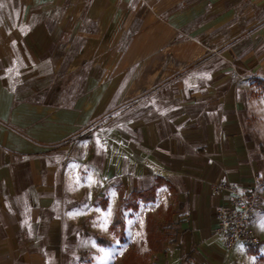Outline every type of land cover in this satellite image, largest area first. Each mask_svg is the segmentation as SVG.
<instances>
[{
    "label": "crops",
    "instance_id": "0c3cea01",
    "mask_svg": "<svg viewBox=\"0 0 264 264\" xmlns=\"http://www.w3.org/2000/svg\"><path fill=\"white\" fill-rule=\"evenodd\" d=\"M252 189L264 264V0H0V264H53L86 192L156 264H254L216 233Z\"/></svg>",
    "mask_w": 264,
    "mask_h": 264
},
{
    "label": "rangeland",
    "instance_id": "374dc122",
    "mask_svg": "<svg viewBox=\"0 0 264 264\" xmlns=\"http://www.w3.org/2000/svg\"><path fill=\"white\" fill-rule=\"evenodd\" d=\"M84 196V200L66 203L68 206L63 215H66L65 223L71 231L53 264H130L129 258L137 262V256L143 264H156L157 260L151 257L150 248L147 249L142 235L134 230L137 225L130 222L125 229V217L131 214L133 208L131 200L124 199L116 209V202H109L104 195L94 198L95 194L86 192ZM115 216L123 229L120 225L111 227ZM152 221L149 223L153 224V228L154 225L155 228L161 227L159 221ZM99 239L106 240L107 244L100 245ZM252 249L256 251L252 259L254 264H262L258 247Z\"/></svg>",
    "mask_w": 264,
    "mask_h": 264
},
{
    "label": "built area",
    "instance_id": "2783aa9c",
    "mask_svg": "<svg viewBox=\"0 0 264 264\" xmlns=\"http://www.w3.org/2000/svg\"><path fill=\"white\" fill-rule=\"evenodd\" d=\"M229 196V205L217 213L219 226L216 233L222 237L229 247L237 244L258 247L260 241L249 228L257 198L256 189H252L245 194L230 190Z\"/></svg>",
    "mask_w": 264,
    "mask_h": 264
},
{
    "label": "trees",
    "instance_id": "16d2710c",
    "mask_svg": "<svg viewBox=\"0 0 264 264\" xmlns=\"http://www.w3.org/2000/svg\"><path fill=\"white\" fill-rule=\"evenodd\" d=\"M143 201H148L147 198H145ZM113 225H120L121 229H123V226L120 224L118 217H114L113 222L111 224V227H113ZM146 230H147V240H148V244L150 247V253L151 252H157L160 250V239L158 238V234L154 233L153 227L151 226V224L148 222L147 226H146ZM98 242L100 243V245H106L107 241L103 240V239H99ZM134 258V257H133ZM140 256L136 257V261L135 259L132 260V258H129L130 264H143L142 261H140ZM133 261V262H132Z\"/></svg>",
    "mask_w": 264,
    "mask_h": 264
}]
</instances>
